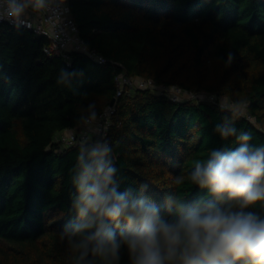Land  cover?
Masks as SVG:
<instances>
[{
	"label": "trees",
	"instance_id": "trees-1",
	"mask_svg": "<svg viewBox=\"0 0 264 264\" xmlns=\"http://www.w3.org/2000/svg\"><path fill=\"white\" fill-rule=\"evenodd\" d=\"M69 7L106 65L78 53L49 56L47 39L0 24V264H109L91 255L81 261L74 245L84 234L72 231L80 222L76 158L102 139L63 150L55 141L85 123L90 105L98 117L116 99L111 186L131 200L142 194L165 219L174 218L177 199L210 198L190 180L195 163L238 146L222 140L217 125L228 122L251 134L250 146L264 145V0H69ZM122 73L229 98L246 113L152 90L117 98ZM252 210L264 215L259 205ZM124 226L110 225L118 241ZM111 264H131L126 246Z\"/></svg>",
	"mask_w": 264,
	"mask_h": 264
},
{
	"label": "clouds",
	"instance_id": "clouds-1",
	"mask_svg": "<svg viewBox=\"0 0 264 264\" xmlns=\"http://www.w3.org/2000/svg\"><path fill=\"white\" fill-rule=\"evenodd\" d=\"M29 5L37 11L44 0H4L0 6L18 24ZM228 56L231 61L232 53ZM94 107L89 106V120L96 118ZM215 131L222 140L234 138L238 146L211 150L206 160L195 163L190 180L210 198L193 205L177 199L172 219L163 218L142 194L131 200L127 192L117 193L106 145L93 147L87 157L81 151L72 181L80 221L72 231L84 234L74 245L79 259L91 255L111 264L119 260L123 245L131 264H264V215L252 210L264 208V145L250 146L251 134H237L228 122ZM175 182L183 181L177 177ZM121 221L125 226L118 241L110 225L119 227Z\"/></svg>",
	"mask_w": 264,
	"mask_h": 264
},
{
	"label": "built area",
	"instance_id": "built-area-1",
	"mask_svg": "<svg viewBox=\"0 0 264 264\" xmlns=\"http://www.w3.org/2000/svg\"><path fill=\"white\" fill-rule=\"evenodd\" d=\"M3 2L4 0H0V5ZM0 24L24 28L38 37L47 39L49 44L44 48V52L49 56L60 54L64 59L69 60L70 54L78 53L87 56L99 65L108 63V60L97 49L91 48L82 38L78 25L71 14L69 0H44V7L37 11H33L32 6L29 5L18 24L6 18V10L0 6ZM116 83L118 87L117 98L126 91L152 90L158 94L167 95L175 102L200 100L229 108L222 105L215 95L194 93L177 86H158L150 79L135 78L126 73L120 74L116 78ZM114 114L115 106H111L95 120L87 119L81 127L58 134L55 141L63 150L92 143L94 137L98 136L102 139L99 146L106 145L110 148L108 138Z\"/></svg>",
	"mask_w": 264,
	"mask_h": 264
},
{
	"label": "rangeland",
	"instance_id": "rangeland-1",
	"mask_svg": "<svg viewBox=\"0 0 264 264\" xmlns=\"http://www.w3.org/2000/svg\"><path fill=\"white\" fill-rule=\"evenodd\" d=\"M220 101H221V104H222V105L227 106V107H229L230 109L233 108V105L231 104L229 98H225V97L223 98V97H222V98L220 99ZM233 109L237 110L238 112H240V113H242V114H245V113H246L245 109H243V108H241V107H235V106H234Z\"/></svg>",
	"mask_w": 264,
	"mask_h": 264
},
{
	"label": "water",
	"instance_id": "water-1",
	"mask_svg": "<svg viewBox=\"0 0 264 264\" xmlns=\"http://www.w3.org/2000/svg\"><path fill=\"white\" fill-rule=\"evenodd\" d=\"M115 103H116V99H114V100L112 101V106H114Z\"/></svg>",
	"mask_w": 264,
	"mask_h": 264
}]
</instances>
